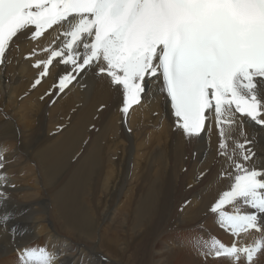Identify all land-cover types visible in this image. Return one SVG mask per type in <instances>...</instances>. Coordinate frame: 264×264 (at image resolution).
<instances>
[{"label": "bare ground", "instance_id": "6f19581e", "mask_svg": "<svg viewBox=\"0 0 264 264\" xmlns=\"http://www.w3.org/2000/svg\"><path fill=\"white\" fill-rule=\"evenodd\" d=\"M51 41L47 34L21 37L0 67V217L9 218L0 226V264H17L18 248L45 245L61 252L58 264H229L190 243L233 240L210 211L230 183L219 177L225 160L215 126L186 138L162 95L145 98L125 118L120 94L92 72L64 93L44 95L61 65L32 89L40 71L32 65L47 58L42 49ZM244 131L255 138L260 166L264 129L249 124ZM234 135L243 139L239 129ZM118 216L129 225L121 235L108 228ZM260 238L252 232L240 240ZM256 264H264V253Z\"/></svg>", "mask_w": 264, "mask_h": 264}, {"label": "snow or ice", "instance_id": "6c2138e0", "mask_svg": "<svg viewBox=\"0 0 264 264\" xmlns=\"http://www.w3.org/2000/svg\"><path fill=\"white\" fill-rule=\"evenodd\" d=\"M46 34L51 46L42 49L47 58L32 65L40 69L32 89L63 65L44 95L64 93L92 72L120 94L125 118L145 98L162 95L186 138L215 126L225 160L219 177L230 183L210 211L233 240L190 243L202 245L205 258L256 264L264 238L245 243L240 237H264V162L257 166L255 138L244 131L249 124L264 129V0H0V67L11 62L21 37L37 41ZM5 182L0 175V186ZM8 219L0 217V226ZM17 251V264H58L61 255L47 245Z\"/></svg>", "mask_w": 264, "mask_h": 264}, {"label": "rangeland", "instance_id": "374dc122", "mask_svg": "<svg viewBox=\"0 0 264 264\" xmlns=\"http://www.w3.org/2000/svg\"><path fill=\"white\" fill-rule=\"evenodd\" d=\"M61 66H63V65H61ZM99 111H101L100 109H98V112ZM185 170V169H184ZM108 205H105V207H104V209L105 210H107L108 209ZM125 220V221H124ZM122 221V222H121ZM116 222V223H115ZM126 222V223H125ZM125 223V224H124ZM124 224V225H123ZM128 224V222L126 221V219H123L122 217H119L118 216V218H115V220H114V222H111L110 220H109V222H108V228L109 229H113V227L114 228H116L117 230H118V235H121V233L123 232V230L125 231V232H128L129 231V227H127V226H129V225H127ZM119 227H121V228H119ZM121 231V232H120ZM135 234H140V230H137L136 232H135ZM127 236H128V233H127ZM119 238H120V236H119ZM262 238H264V237H262ZM261 239V238H260ZM212 258V257H211ZM114 260H116V258L114 259ZM221 260V259H220ZM103 263H105V262H103ZM128 262H126V264H127ZM130 263H134V262H132V260H130ZM135 264V263H134Z\"/></svg>", "mask_w": 264, "mask_h": 264}]
</instances>
